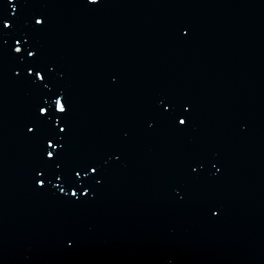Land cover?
Instances as JSON below:
<instances>
[{"label":"water","instance_id":"water-1","mask_svg":"<svg viewBox=\"0 0 264 264\" xmlns=\"http://www.w3.org/2000/svg\"><path fill=\"white\" fill-rule=\"evenodd\" d=\"M17 24L68 97L66 163H107L79 203L34 187L39 92L0 50V264H264V0H20Z\"/></svg>","mask_w":264,"mask_h":264},{"label":"snow or ice","instance_id":"snow-or-ice-1","mask_svg":"<svg viewBox=\"0 0 264 264\" xmlns=\"http://www.w3.org/2000/svg\"><path fill=\"white\" fill-rule=\"evenodd\" d=\"M19 2L20 0H8L13 9L12 17L0 13V50L5 49L6 45L10 48V53L16 61L13 76L32 85L39 92V102L25 126L26 132L31 133L32 138L38 140L41 145V163L33 170V185L39 191L54 192L62 199L71 200L74 197L75 200L71 201L79 203L81 197L89 198L102 184L107 161L90 158L71 164L66 163L65 153L70 131L63 125L68 123L70 103L65 92L53 82L54 67L40 58L39 48L28 32L18 31ZM86 2L97 5L101 0ZM41 15L36 14L32 17L33 33L45 30L46 20L45 17L41 18ZM4 34L12 36L14 45H8V41L2 39ZM183 35L187 36L188 32L183 31ZM186 105L187 102L182 103L175 98L161 97L158 113L174 127L187 128L191 123V112ZM212 166L216 171H220L215 164ZM191 172L196 173L197 167L191 166ZM91 198H94V195ZM212 215L217 216L219 212L213 211Z\"/></svg>","mask_w":264,"mask_h":264}]
</instances>
